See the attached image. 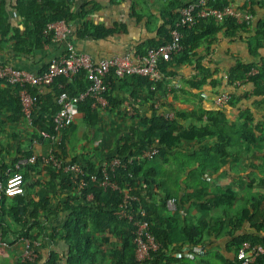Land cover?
<instances>
[{
  "label": "trees",
  "instance_id": "obj_1",
  "mask_svg": "<svg viewBox=\"0 0 264 264\" xmlns=\"http://www.w3.org/2000/svg\"><path fill=\"white\" fill-rule=\"evenodd\" d=\"M103 1L117 4L124 0H0V47L8 45V48L16 52L40 51L53 43L56 33L49 29V25L59 21H65L71 26L75 23L78 36L87 35L94 40L109 37L117 32L118 26L115 24L113 28H109L97 24L92 18L102 9ZM145 1L148 4L151 1L163 4L160 11L163 23L157 30L158 39L153 40L148 48L159 47L171 41L172 29L181 17L182 8L190 0ZM232 2L233 0H209L208 7L223 9L233 4ZM252 2L249 5L250 1H247L238 7L252 14L249 23L240 22L230 15L222 19L210 15L196 16L193 24L180 27L181 49L170 60H159L162 79L156 84L142 75L119 76L115 68H111L105 79L108 89L103 94L107 104L112 107L121 105L122 100H119L117 90L126 84L124 100L139 103V106L147 104L150 113L141 115L139 109L135 110L128 130L119 135L118 149L110 152L113 156L106 163L120 158L121 164L114 170L108 169L107 186L101 184L102 166L96 167L91 161H87V173L90 175L97 172L98 180L87 179V185L79 188L81 182H74L76 179L70 173L66 174L64 186L68 197L65 208L69 216L65 225L57 230V234L68 248L63 256L52 252L48 264H58L59 258H64V264H138L136 220L148 221L146 232L154 237L158 246L156 250H151L150 258L144 261L145 264H198L199 258H202V264H208L207 245L213 238L222 241L229 239L224 250H235L233 258L224 256L222 250L219 256L221 264H242L238 252L244 242H248L251 247H264V198L254 191L255 184L248 181L249 196L238 201L237 191L232 185L212 186L208 180V175L219 173L232 156L227 151L228 147L263 139L254 135L245 136V131H238L237 125L228 120L231 107H238V103L250 98L254 99L255 104H259V98L264 97V56L260 55L264 50V18H257L253 10L254 1ZM139 6L140 10L137 8ZM141 11L152 19L148 8L144 9L138 0H133L132 14L142 18ZM244 36L248 37L246 45L253 58L260 56V59L247 63L244 59L237 58L225 74H221L218 68L212 70L208 57L212 54L213 43L229 38L244 41ZM202 47L206 51L200 55L204 50ZM187 64L192 65L195 70L190 81L191 89L201 91V96L199 93L194 95L198 101L191 111L172 106L175 117L167 119L161 115V111L167 109L164 108L167 96L180 87L172 82L173 77H176V68ZM217 78H221V82L225 80V85ZM1 83L3 81L0 80V85ZM91 83L87 70L81 69L71 79L57 77L48 86L51 92L41 96L29 85L28 91L36 98L32 113L33 126H38V122L43 121L48 125L47 130L54 132V116L61 108L58 102L60 94L65 91L69 96H76L87 90ZM5 86H0V110L13 102L15 106L12 113L15 118L25 119L21 87L10 84ZM239 90L240 93L235 94ZM220 98L221 104L218 102ZM208 100L215 104L214 108L207 107ZM156 101L160 103L157 104L160 108L155 106ZM99 107V104L95 105L93 97H87L78 103L80 113L91 124L98 119ZM170 108L168 105V109ZM238 108L243 125L249 126L248 122L255 113L251 107ZM68 126L62 129L58 136L60 139L56 142L42 135L38 137L39 141L48 140L50 151L56 154L59 143L63 144L64 132ZM41 132L39 130L38 134ZM156 140L159 142L156 143ZM32 142L37 144L33 140ZM150 148H156L157 153L153 156L145 155L144 152ZM35 155L37 154L33 150L26 154L28 158ZM38 165L48 168L53 175L59 174L55 167L38 156L34 161L23 165L25 172L21 173L25 183ZM56 192L59 194L57 190ZM161 192L163 195H160ZM73 193L77 196L70 203ZM169 199L175 201L176 208H168ZM21 200L13 206L12 211L21 212L22 217H26L27 210L32 207L30 214L36 216V203ZM194 200L207 213L189 219L187 214L183 215V211ZM127 215H132L134 220H129ZM29 230L25 231L26 236H30ZM184 247H200L202 251H193L192 257L176 252ZM37 260H19L17 264H35ZM209 264L215 263L211 261ZM251 264H264V254L258 255Z\"/></svg>",
  "mask_w": 264,
  "mask_h": 264
},
{
  "label": "crops",
  "instance_id": "obj_2",
  "mask_svg": "<svg viewBox=\"0 0 264 264\" xmlns=\"http://www.w3.org/2000/svg\"><path fill=\"white\" fill-rule=\"evenodd\" d=\"M143 1V8H148L152 19L144 15L143 11L140 12L142 18L133 15V0H124L117 4H109L103 1L102 9L96 12L92 18L97 24L105 25L109 28H113L116 24L118 26L117 32L109 37L94 40L87 35L78 36L75 32L77 27L74 23L69 36L74 40L79 51L91 54L96 61L114 56H129L137 59L149 49L157 48L148 47L153 40L158 39L157 30L163 23L160 13L163 4L160 1H156L157 3L151 1L149 4L145 0ZM247 1H250L249 5L253 4L252 1H254V12L257 18L263 19L264 0H233L232 3L234 6L239 7L246 4ZM137 8L140 10V6ZM246 35L248 36V34ZM244 37L246 38V36ZM247 40L248 37L244 41H241L240 38L236 40L229 38L220 39L213 43L212 54L208 57L212 70L218 68L221 74H225L235 64L237 58L244 59L247 63L258 61L260 56L253 58L250 49L246 45ZM63 48H65V42L51 43L49 47L37 52L29 50L27 52H16L8 48V45H5L2 48L0 47V63L7 62L13 67L40 73L46 69L49 60L58 55ZM202 48L204 50L200 52V55L206 51L205 47ZM260 55L264 56V50ZM209 59H206V61ZM194 74L195 70L190 64L176 68V77H173L172 82L177 83L180 87L167 96L166 102H164L166 104L164 106L165 109L172 110V106H174L180 110L191 111L195 108L198 99L194 95L199 93V96H201V91L196 92L191 89L190 81ZM217 80L221 82V78H217ZM221 84L225 85V80ZM0 86L6 87L4 83H1ZM126 87V84H123V87L117 90L119 100H122L121 105L112 107L108 103L105 108L100 106L99 114H97L98 119L94 124L88 123L82 113L74 121L70 122L68 129L64 132L63 144L59 143L54 156L64 162H77L86 169V172L87 166L89 167L87 164L89 161L96 167L100 168L103 166L110 156H113L110 152L116 151L119 146L118 137L128 130L132 119L131 115L135 110L139 109L141 115L150 113L149 105L139 106V103H130L124 100ZM245 88L247 87L245 86ZM31 89H36L37 94L40 96L51 92L48 87H32ZM226 89L227 91L229 90L228 88ZM242 89L245 90L244 88ZM239 93L240 90L235 91V94ZM4 101L7 103L6 99ZM259 101V104H255L254 99H244L237 105L238 107H251V110L255 113L252 120L248 122L249 126L243 125L238 107L230 108L228 120L230 123L237 125L238 131H245L243 133L245 136L254 135L257 138L263 137V139L228 147L227 151L232 156L223 165L219 173L208 175V180L212 186L221 184L232 185L237 191L238 201H242L246 196H249L250 192L247 188L250 183H247L248 181L255 184L254 191L258 192L257 195L261 194L264 198V97L259 98ZM168 105L171 107L170 109H168ZM207 105L210 108L215 107L211 100H208ZM14 106L15 104L12 102L5 109L0 110V183L6 182L7 178L16 171L15 168L20 162H22V165L19 170L20 172H25L23 161L28 159V156H26L27 152L33 150L37 154L35 155L37 158L40 156V158L44 159L49 155L50 151L48 140H40L37 144L32 142V140L41 136V133L38 134L39 130H47L48 125L43 121L42 123L39 121L38 126L31 127L23 117L15 118L12 113ZM185 144L190 145L189 143ZM56 173L59 174L53 175L48 168L38 165L26 179V192L24 195L3 198L0 209V264H17L19 260L23 261L22 256L26 240L34 243L38 242V245L35 244L38 254V260L35 264H48L52 252L59 253L60 256L65 255L68 247L59 238L57 230L59 231L65 225L69 216V212L65 208L68 196L64 186V177L68 173L58 169ZM96 173L92 172V174ZM53 189H56L59 194ZM160 195H163L162 192ZM76 196V193H73L69 202L73 203L72 198ZM20 199L24 202L32 200L36 203L39 208L36 211L37 215L33 216L30 214L32 207L29 208V211L27 210L26 217H22L21 212L15 213L14 210L12 211L13 206ZM192 201L184 208L183 215L186 216L187 214L189 219L204 216L207 213L206 209L195 200L193 203ZM28 228L30 230L32 228L31 231L29 230L30 236H26L25 231ZM228 241L229 239L222 241V239L213 238L208 242L206 258L208 264L211 261L215 264H221L219 256L222 250L224 256L234 257L235 250L230 252L226 251V249L224 250V246ZM188 251H190L189 248L184 247L176 252L185 256ZM212 251L213 253H211ZM201 260L202 258L197 260L198 264H202ZM57 263L64 264V258H59Z\"/></svg>",
  "mask_w": 264,
  "mask_h": 264
},
{
  "label": "built area",
  "instance_id": "obj_3",
  "mask_svg": "<svg viewBox=\"0 0 264 264\" xmlns=\"http://www.w3.org/2000/svg\"><path fill=\"white\" fill-rule=\"evenodd\" d=\"M209 0H190V2L184 6L181 10V17L176 23L175 28L172 29V38L171 41L162 44L161 46L153 49H149L142 56L137 57L136 61H132L129 56H114L112 58H106L102 60H94L91 54L76 49V44L74 40L69 36V33L72 30V26L65 21H59L49 25L50 30H54L56 33L54 41L59 43L65 42V48L61 49L60 53L54 56L50 62L47 70H44L42 73L33 74L28 70L16 68L9 64L0 63V80L5 84L18 85L21 87V100L23 104V111L26 121L33 126L32 124V113L34 110L35 96H33L27 89V87H43L51 85L54 80L59 76H64L71 79L75 74H77L81 69L87 70L89 78L92 83L90 87L79 93L76 96H69L67 92H62L59 96V104L61 108L54 116V132L42 131L41 135L45 138H51L53 142H56L60 139L58 137L61 134L63 128L68 126L70 122L74 121L77 116H79L80 111L78 108V103L85 100L87 97H93L95 99V105L104 107L107 105V100L103 95L107 89L108 84L105 79L107 74L110 72L111 68H115L116 74L119 76H124L126 74H137L146 76L150 79L153 84L162 79L161 72L159 70V60H170L172 55L179 52L181 49V37L182 32L180 27L185 25H191L194 23L196 16L206 17V16H217L219 19L224 18L225 16H234L240 22L249 23L252 20V14L248 13L247 10H240L238 7L233 4L225 6L223 9L219 8H210L208 7ZM57 24H64L69 28L68 32L60 34L56 27ZM63 35V36H62ZM53 41V42H54ZM67 45L69 47L67 48ZM47 47V45L45 46ZM225 99V97L223 98ZM222 98L218 99V102L221 104ZM157 104H159L157 102ZM157 108H160L158 105ZM167 119H172L175 117L173 110H163L161 111ZM34 142L38 143L39 138H35ZM159 140H156L158 143ZM156 148H150L144 153L147 156H153L157 153ZM36 156H32L23 161V164L34 161ZM46 162L51 164L58 170L65 171L70 173L71 177L75 180L74 182H81L80 187L87 185V179L92 181L98 180L97 174H87L86 169L77 162H64L56 158L52 153V150L49 151V155L44 158ZM121 164L120 158H114L110 163H105L102 168L103 178L101 184L107 186L109 184V174L108 169L114 170L117 166ZM22 162L17 165L16 171L11 174L5 183H0V209L3 202V197H14L18 195L25 194V179L23 174L19 171ZM89 176V177H88ZM91 197V195L89 196ZM168 201L173 202V208H176L175 201L169 199ZM126 216V214H125ZM129 220H134L132 215H127ZM135 225H137V259L138 264H145L144 261L150 258L151 250L157 249V244L155 243L154 237L146 232L149 223L146 220H136ZM38 245V242H31L30 240L25 241V249L23 252L22 259L30 261H35L38 257L35 246ZM190 248V247H189ZM185 256L192 257L194 252H201L200 247H192L189 249ZM260 254H264V247L262 245L251 247L248 242H244L238 252V257L242 260V264H251L252 261Z\"/></svg>",
  "mask_w": 264,
  "mask_h": 264
},
{
  "label": "rangeland",
  "instance_id": "obj_4",
  "mask_svg": "<svg viewBox=\"0 0 264 264\" xmlns=\"http://www.w3.org/2000/svg\"><path fill=\"white\" fill-rule=\"evenodd\" d=\"M138 2H140V3H142V5L144 4V1L143 0H138ZM156 2V1H155ZM157 3V2H156ZM54 27H56V29H57V31L60 33V34H64V32H68V30H69V28L67 27V26H65L64 24H57L56 26H54ZM70 31H72V30H70ZM63 36V35H62ZM53 43H59V42H57V41H54ZM75 44V43H74ZM50 46V44H48L47 45V47H49ZM69 47V45H67V48ZM76 47V46H75ZM76 49H77V47H76ZM78 50V49H77ZM92 56V55H91ZM93 57V56H92ZM94 59V58H93ZM132 61H136V59H133V58H130ZM95 60V59H94ZM33 74H39V73H34V72H32ZM40 73H42V72H40ZM167 206H168V208L169 209H172L173 208V202H170V201H168V204H167Z\"/></svg>",
  "mask_w": 264,
  "mask_h": 264
}]
</instances>
